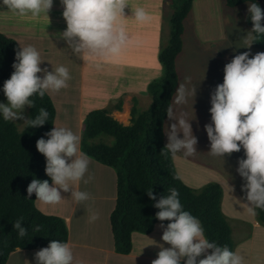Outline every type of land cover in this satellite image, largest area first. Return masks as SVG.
I'll return each mask as SVG.
<instances>
[{
    "label": "rangeland",
    "instance_id": "1",
    "mask_svg": "<svg viewBox=\"0 0 264 264\" xmlns=\"http://www.w3.org/2000/svg\"><path fill=\"white\" fill-rule=\"evenodd\" d=\"M136 1L138 7L151 14V22L123 19L133 43L127 46L118 58L103 62L91 58L84 59L80 54L73 52L62 37L67 23L63 11H58L62 6L57 5L55 0L52 6L55 10L49 11V16L17 15L0 2V11L8 14L3 17L0 12V32L14 39L20 49L29 45L36 47L43 59L42 68L46 67L52 71L55 66L63 65L69 69L71 79L68 81V87L59 92L47 93L58 105L60 115L58 114L57 127L69 128L82 138L84 124L83 127L79 126L80 111L85 117L86 112L90 110L85 108V105H97L100 109H105L103 107L111 105L114 101L122 102L121 99L112 98V93L117 91L124 95L132 91L137 92L135 104L146 107L149 87L165 75L159 56L170 42L174 0ZM155 6L158 8L156 11ZM249 7L250 5L245 4L230 9L226 7L225 0L194 1L192 11L185 22L184 49L177 64L180 88L185 89L187 100L178 104V91L174 100L173 115L166 124V143H169L171 125H178L179 118L184 116L191 123L192 134L197 137L198 143L194 155L185 157V150L181 149L173 157L181 180L195 191L210 183L222 186L225 196L223 209L227 202L225 215L233 227L234 240L236 244L241 241L244 244L247 241L241 254L245 260L252 259L253 264H264V231L260 230L264 225L259 222L257 224L261 228L254 225L252 218H257V208L247 200V191L243 188L246 181L237 171L239 161L246 158L244 149L224 156H214L211 154V141L206 131V126L212 123V97L217 86L224 82L226 65L244 52H249L250 58L264 52L253 46L252 32L245 24L250 13ZM0 102L8 103L3 84H0ZM27 114L26 105L21 110L22 118L12 121L23 129ZM179 136L183 138V133L180 132ZM103 166L90 159L87 174L91 177V185L87 191L94 192L93 195H97L103 204L97 205L95 200H88L82 207L84 214L78 219L83 222L81 229L88 237L92 234H107L110 227L109 215L114 207L111 200L117 189L114 186V177H102ZM106 170L113 172L109 167ZM107 180L110 181L108 185ZM73 187L77 190V185ZM61 195L62 201L66 200V205L70 207V201L73 200L71 191ZM65 195L66 197H63ZM93 195L90 194L91 198ZM245 213L247 219L243 222L241 215ZM93 214L98 216L95 221L91 219ZM152 239L158 253L162 246L169 247L163 245L159 233ZM15 259L13 258L11 264H28L24 259ZM28 261L29 264H37L35 256H30V253Z\"/></svg>",
    "mask_w": 264,
    "mask_h": 264
},
{
    "label": "clouds",
    "instance_id": "2",
    "mask_svg": "<svg viewBox=\"0 0 264 264\" xmlns=\"http://www.w3.org/2000/svg\"><path fill=\"white\" fill-rule=\"evenodd\" d=\"M0 2L17 15L49 16L54 0ZM61 3L67 23L62 37L82 58L102 62L113 60L133 43L123 23L124 10L128 6L126 0H61ZM248 10L253 22L252 31L258 37L264 35V10L255 2ZM134 17L142 23H150L152 19L151 14L142 7L135 9ZM42 61L40 51L34 46H23L17 51L14 72L3 85L8 101L7 104L0 102V113L4 120L22 118L21 110L26 105L34 106L31 99L34 95L43 98L46 93L59 92L68 87L71 79L69 69L60 65L49 71L41 67ZM40 73L43 75H38ZM178 91L176 102H186L185 89L181 87ZM210 112L212 123L206 126V131L211 141V154L224 156L244 149L246 158L239 161L237 171L246 181L243 188L247 191V200L255 208L264 209V52L251 58L249 52H244L226 65L224 82L216 88ZM167 114L172 117L171 107ZM48 120L49 112L41 108L35 118L26 121V125L35 128L43 126ZM180 132L183 138H180ZM46 135L48 138L39 139L36 146L46 157L45 171L51 178V184L47 179L34 178L27 188L28 198L35 193L36 200L43 204L57 205L63 200V190L71 191L76 203L90 200V193L73 187L81 181L88 183L91 179L85 178L90 157L81 150V136L69 128L56 126ZM197 143L191 123L182 116L178 125H171L169 143L165 149L173 157L184 149V156L189 157L196 153ZM169 191L170 194L154 206L159 209L156 218L162 222L169 221L162 240L171 247L162 246L152 264H182V261L183 264H245L244 256L238 251L210 241L200 219L184 209L178 190L172 188ZM147 194L156 200L152 189ZM97 218L95 214L91 216L93 221ZM22 221L23 217L14 225L20 238L27 235ZM40 227L35 226V231H40ZM35 259L37 264H74L70 242L60 240H52L48 247L36 252Z\"/></svg>",
    "mask_w": 264,
    "mask_h": 264
},
{
    "label": "trees",
    "instance_id": "3",
    "mask_svg": "<svg viewBox=\"0 0 264 264\" xmlns=\"http://www.w3.org/2000/svg\"><path fill=\"white\" fill-rule=\"evenodd\" d=\"M194 1L174 0L170 42L159 56L165 75L149 87L145 108L135 104L134 99L131 124L125 126L112 116L114 110L122 109V102L93 110L84 119L81 150L117 175V199L110 221L119 254L131 253L134 234L149 235L162 224L166 228L169 221L156 218L159 209L154 205L169 195L172 188L178 190L184 209L200 219L210 241L236 249L233 227L223 211L222 186L210 183L193 190L181 180L173 156L165 149L166 124L170 118L167 112L169 107L173 110L181 84L177 64L184 49L185 22ZM254 2L259 3L258 0H225V5L235 9ZM246 24L252 31L251 13ZM252 37L254 47L264 51V35L258 37L252 31ZM19 50L14 39L0 32V84L4 85L14 72ZM31 99L34 106L27 105V120L45 108L49 120L43 126L32 128L25 124L20 129L0 114V264H7L17 250L36 251L48 247L52 240H69L66 222L40 211L35 193L28 198L27 188L34 178L47 179L51 184L45 171L46 157L36 145L39 139L48 138L46 133L54 128L57 116L56 106L47 93L43 98L34 95ZM150 189L156 200L148 196ZM256 212L258 222L264 225V209L257 208ZM21 217L22 227L27 230L23 238L14 227ZM37 225L41 226L40 231H35Z\"/></svg>",
    "mask_w": 264,
    "mask_h": 264
},
{
    "label": "crops",
    "instance_id": "4",
    "mask_svg": "<svg viewBox=\"0 0 264 264\" xmlns=\"http://www.w3.org/2000/svg\"><path fill=\"white\" fill-rule=\"evenodd\" d=\"M55 3L57 5L62 6V8H60L58 11H64V5L61 3V0H55ZM126 3L128 4V6L124 10L125 17H123V19L133 20L135 19V17H134V14L132 13H134L135 9L138 8V3L136 0H126ZM51 10H55V8H51ZM154 10L156 11L158 10V8L155 6ZM0 12L2 13L3 17L4 16L7 17L8 14L6 12H3V11H0ZM136 94L138 93L133 92V91L126 95H124L123 93H119L118 91L112 93V98H115V100L121 99L122 101V109L114 110L112 113V116L114 119L124 124L125 126H128L131 124V119H132L131 111L133 108V101L134 99H136ZM147 98L148 96H146V102H147ZM140 101H142V99H140ZM53 102L57 110V116H56L54 127L55 126L57 127L59 111H58L57 103L55 101ZM115 104H117L116 101H114L111 105H108L107 107H103V108H109ZM85 108L90 109L86 112L85 114L86 116L92 110L100 109V106L92 105L90 107H87L85 105ZM83 118L85 119L84 115L80 111L79 113V126L80 127H83V124H84ZM103 167L104 168L102 169L104 171L102 173V177L105 178L106 175H108L109 178L114 177L115 178L114 186L117 189V175L115 171L112 169L113 172H110V170H106L107 168L106 166H103ZM88 177H89L88 174H86L85 178L87 179ZM106 184L107 185L110 184V181L107 180ZM90 185H91V180H89L88 183H84L83 181H81L77 185V190L87 191ZM87 192L90 193L91 195L94 194V192L92 191H87ZM61 193H64V191L62 190ZM66 195L63 197H66ZM116 199H117V190L114 192L113 198L111 200V203L114 204V207L112 208V211L109 215L110 227H109L108 233L107 234L106 233L92 234V236L90 237H88L82 232L81 228H82L83 222H81L80 219H78L80 215L84 214V210H82V207L84 206L85 202L76 203L73 199L72 201H70L71 202L70 207H68L66 205V200L62 201L61 203L57 205H46L37 200L36 205L38 209L42 211L44 214L62 218L66 222L67 228L69 230L68 242H70L72 246L73 254H74V264H132V263L133 264L134 263L135 264H152L153 260L158 258V252H156V246L154 244V240L152 239V237L157 233H159L160 236L162 237L163 232L166 229L165 226L164 227H161V225L157 226L155 231L149 235L134 234L132 238L133 248H132L131 253L128 255L117 253L115 249V240H114V236L112 233L111 221H110L111 214L115 208ZM93 200L97 202V205L103 204L101 199L97 195L92 196L90 201H93ZM226 203L227 202H225V206H224L225 209H223L224 213L226 211ZM241 217H242V221L245 222V219H247V214L246 213L242 214ZM252 220L255 222L254 225H256L257 228H261L257 224L258 223L257 218H252ZM239 224L241 225V223ZM73 228H75L74 231H73ZM239 229L241 230V228ZM260 230L264 231V228H261ZM246 244H247V241L244 244L242 241L239 244H236L235 251H238L241 254V252H244V245ZM163 245L167 246L169 244L163 241ZM169 247L171 246L169 245ZM38 251L39 250L27 252L23 250H17L10 256L7 264H11L13 262V258L14 259L16 258L15 261L24 259L29 264L28 253H30V256H35V253ZM139 254L141 257L138 256ZM245 264H253L252 259L245 260Z\"/></svg>",
    "mask_w": 264,
    "mask_h": 264
},
{
    "label": "water",
    "instance_id": "5",
    "mask_svg": "<svg viewBox=\"0 0 264 264\" xmlns=\"http://www.w3.org/2000/svg\"><path fill=\"white\" fill-rule=\"evenodd\" d=\"M262 10H264V0H258ZM262 25H264V21H262Z\"/></svg>",
    "mask_w": 264,
    "mask_h": 264
}]
</instances>
